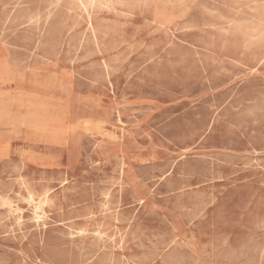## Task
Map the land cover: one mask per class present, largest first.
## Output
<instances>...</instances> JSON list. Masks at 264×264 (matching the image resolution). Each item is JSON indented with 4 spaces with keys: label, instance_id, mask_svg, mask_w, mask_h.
<instances>
[{
    "label": "rangeland",
    "instance_id": "1",
    "mask_svg": "<svg viewBox=\"0 0 264 264\" xmlns=\"http://www.w3.org/2000/svg\"><path fill=\"white\" fill-rule=\"evenodd\" d=\"M0 37V264H264V0H0Z\"/></svg>",
    "mask_w": 264,
    "mask_h": 264
},
{
    "label": "bare ground",
    "instance_id": "2",
    "mask_svg": "<svg viewBox=\"0 0 264 264\" xmlns=\"http://www.w3.org/2000/svg\"><path fill=\"white\" fill-rule=\"evenodd\" d=\"M46 2H48V1H46ZM11 10V9H10ZM51 13V12H50ZM32 14V13H31ZM47 15V14H46ZM24 17V16H23ZM38 17V16H37ZM30 18V17H29ZM22 19V18H21ZM31 20V19H30ZM29 20V21H30ZM15 21V20H14ZM32 21V20H31ZM38 23V22H37ZM1 38V37H0ZM31 56V55H30ZM113 98V97H112ZM182 99V98H181ZM255 107L257 106V105H254ZM253 106V107H254ZM253 107H251V109L253 108ZM235 109V108H234ZM237 109V108H236ZM250 109V110H251ZM253 110V109H252ZM258 110H260L259 108H258ZM16 124H14V125H16V126H25L27 129L29 128H31V129H33V130H36V131H40V129L39 128H37L36 126H33V125H31V124H28V125H26V124H23L20 120H18V121H16L15 122ZM2 124H4V122L0 119V125H2ZM115 136V135H114ZM115 138V137H114ZM96 144V143H95ZM94 148V147H93ZM255 161V160H254ZM22 181V180H21ZM115 186V185H114ZM26 191V190H25ZM101 192H102V190H101ZM27 194V193H26ZM16 197V196H15ZM106 197H108V194H107V196ZM113 197V196H112ZM28 202L32 205V214H33V219L36 221V222H40V221H42L44 218H45V214H46V210H45V208H46V206H47V204H48V196L47 195H44V197L43 198H41V199H39V200H35L34 199V196H33V194H29V197H28ZM140 203V202H139ZM19 210L17 209V212H18ZM19 212H21V211H19ZM116 214V213H115ZM131 220V219H130ZM15 221H17V219L15 220ZM264 221V220H263ZM16 223V222H15ZM19 223V222H18ZM17 223V224H18ZM14 225V224H13ZM262 225V224H261ZM78 234H79V232H78ZM62 235V234H61ZM65 235V234H64ZM64 235H62V236H64ZM69 235H71V234H69ZM69 235H67V236H69ZM82 235V234H81ZM80 235V236H81ZM95 235V234H94ZM78 236V235H77ZM72 237V236H71ZM70 238V237H69ZM257 239V238H256ZM151 241V240H150ZM71 242V241H70ZM149 243H151V242H149ZM250 243V242H249ZM254 243V242H253ZM70 244V243H69ZM248 245V244H247ZM258 245V244H257ZM246 246V245H245ZM260 246V245H259ZM76 247V246H75ZM232 249V248H231ZM241 249H242V247H241ZM244 249V248H243ZM89 250V249H88ZM229 250H230V247H229ZM234 253V252H233ZM149 254V253H148ZM261 255V254H260ZM150 256V255H149ZM143 257V256H142ZM124 258V257H123ZM225 258V257H224ZM262 258V257H261ZM186 259H189V258H186ZM241 259V258H240ZM194 260V259H193ZM237 260V259H236ZM248 262V261H247ZM111 264V263H110ZM118 264V263H117ZM165 264V263H164ZM166 264H168V263H166ZM211 264V263H210ZM244 264V263H243Z\"/></svg>",
    "mask_w": 264,
    "mask_h": 264
}]
</instances>
